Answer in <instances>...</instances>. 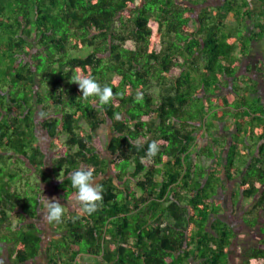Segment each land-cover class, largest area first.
<instances>
[{"label":"trees","instance_id":"obj_1","mask_svg":"<svg viewBox=\"0 0 264 264\" xmlns=\"http://www.w3.org/2000/svg\"><path fill=\"white\" fill-rule=\"evenodd\" d=\"M206 2L0 0V255L11 264L41 251L45 264H264V110L235 100L236 132L214 169L197 156L218 157L216 138L191 154L208 117L226 113L216 110L217 93L220 77L234 74V50L264 37V20L250 36L236 33L225 17L239 5ZM76 77L111 87L109 102L83 97ZM107 122L103 148L94 132ZM152 141L155 156L146 154ZM238 154L249 158L241 194L255 197L245 223L259 237L235 245L231 261L236 235L213 197L221 174L231 179L240 168ZM77 167L102 176L103 200L91 214L64 209L43 240L31 220L40 186L55 177L60 199H75L67 176ZM109 171L128 187H115Z\"/></svg>","mask_w":264,"mask_h":264},{"label":"crops","instance_id":"obj_2","mask_svg":"<svg viewBox=\"0 0 264 264\" xmlns=\"http://www.w3.org/2000/svg\"><path fill=\"white\" fill-rule=\"evenodd\" d=\"M225 3V0H207L205 5L210 7L215 6H222ZM235 5H239L238 14H233L232 12H228L225 17V26L228 27L230 30H234L236 33L240 31L246 36H250L251 33L254 31V25L256 22H262L264 20V0H234ZM247 12V14L245 13ZM195 24V19L191 20ZM189 25H191L189 23ZM234 57H236L237 61L234 67V74L232 76L223 75L220 77V86L217 93L219 106L216 107V110L220 114L223 109L226 110L223 118L220 121H215L213 119L209 121L211 124L209 125L208 129H204L203 131L200 130L199 144L198 146L191 148V154L195 155V152L198 151L199 147L202 145H206L210 135L213 138H216V142L213 146L214 151L219 150V156L207 158L206 156H197V161L206 169H214L219 161L224 162L229 144L236 132L235 126L230 121L231 111H236L234 102L235 100L238 101L237 107H243L246 103H250L254 110H264V37L258 40H251L247 45V51L243 54L240 52V46L238 45L237 48L234 50ZM236 82V86L235 83ZM225 100V101H224ZM226 102V104H224ZM216 105V103H215ZM228 112H230L228 114ZM251 118V115L248 116V119ZM107 124V131L108 136L107 140L110 136L109 124ZM213 124V125H212ZM94 135L96 133L94 132ZM98 141L101 147L105 148V145H102L99 137L97 136ZM249 141V140H248ZM252 140L247 142V145H250ZM257 155V152L254 153ZM52 156H50L51 158ZM206 160H210V165H206ZM249 158L243 154H238L235 156L234 164L239 165V169L235 172L234 176L231 179L225 178L224 172L220 176V183L215 187V194L213 200L218 203L220 206L218 210V215L220 218L233 229L235 232V239L233 241V245L231 247L232 254L230 255V260L234 261L235 258L237 259L234 246L237 245H244L250 243H239V238H242V232L245 230L244 227L248 229V232L251 233L254 231L255 236L258 235L257 226L250 228L246 225L245 219L252 216V213H248L251 209L252 204L255 201L254 196H245L241 194V187H240V172L239 170L244 166V163L248 162ZM207 171V170H206ZM105 176H113V172L109 171ZM102 176H97L96 182H99ZM142 178L139 175L138 179ZM58 182V179L55 177H51V179L43 183L40 188L43 190L42 199L39 202L37 207V213L34 219H31L32 222L35 223L42 231L41 236L43 240H46L44 235L43 227L41 226L42 223L44 228L47 225L48 220L43 215L44 213V199L43 197H47L48 199H53L56 194V200L61 202H66L67 200L61 198L60 199V190H56L55 186ZM113 184L119 190L125 189L128 187L127 177H124L121 182L115 179L113 176ZM135 195L138 197L142 190L135 186L132 188ZM49 192L54 193V196H51ZM124 194V191L122 192ZM75 201L69 200L67 201V206H64V209H69L71 211H76L78 214H82V210L76 202V207L72 209L69 208L70 204ZM69 205V206H68ZM74 206V205H73ZM76 208V209H75ZM259 216L258 219L261 220L264 217V210L258 211ZM145 217V216H144ZM42 220V221H41ZM242 225V227H240ZM47 227V226H46ZM242 240V239H241ZM256 243V242H255ZM4 253V262H2V256ZM0 255V264H11L9 260L5 257V252ZM45 254L42 251L34 260H29L25 262V264H45Z\"/></svg>","mask_w":264,"mask_h":264},{"label":"clouds","instance_id":"obj_3","mask_svg":"<svg viewBox=\"0 0 264 264\" xmlns=\"http://www.w3.org/2000/svg\"><path fill=\"white\" fill-rule=\"evenodd\" d=\"M72 82L78 84L83 97L98 98L101 105L107 104L113 95L111 87L106 85L101 86L95 78L92 77H76ZM117 118H119V116H117ZM157 152L158 145L155 141H152L148 144L146 154L149 156H155ZM67 179L70 182L71 187L75 189V202L79 204L82 212L85 214H91L94 212L97 209L99 202L103 200V188L102 185L96 182L93 171L91 169L77 167L68 174ZM43 199V215L48 222L59 223L64 214V206L67 201L62 204L54 198L50 200L47 197H43Z\"/></svg>","mask_w":264,"mask_h":264},{"label":"rangeland","instance_id":"obj_4","mask_svg":"<svg viewBox=\"0 0 264 264\" xmlns=\"http://www.w3.org/2000/svg\"><path fill=\"white\" fill-rule=\"evenodd\" d=\"M190 24H191V26H194V23H193V22H190ZM86 50H87V48H86L85 50L81 51V52L84 53V52H86ZM74 53L77 54V52H74ZM234 83H235V86H236V82H235V81H234ZM52 110H53V109H51V108H48V109H47V112L49 113V115H52V114H53ZM229 113H230V112H228V114H229ZM212 125H213V124H212ZM95 133H96V135L99 137V140H100L101 144H102V145H105L106 140H107V136H108L107 124H106V123L101 124V125L95 130ZM39 135H40V142H39V143H41V145H43V146H47V142L44 140V137L42 136V134L39 133ZM206 165H210V160H209V161L206 160ZM22 186H23V185L17 184V187H18V188H22ZM49 194H50L51 196H54V193L49 192ZM54 198H56V194H55ZM62 202L65 203L64 201H62ZM66 204H68V202H67ZM73 205H74V206H73ZM65 206H67V205H65ZM68 206H69V205H68ZM73 207H76V208H77L75 201H73V202L70 204V206H69L70 209H72ZM76 208H75V209H76ZM263 214H264V213H262V215H263ZM41 221H42V220H41ZM43 224H45V222L41 224V226L43 227V230H44V235L47 236V237L49 238V237L51 236V233H50V231H49L50 229H49V227H46V226H45V228H44ZM240 227H242V225H241ZM242 228H243V227H242ZM243 229H245V230L242 232V235H243L242 238H239V243H240V242H244V243H253V242H256V240H257V238H258L259 236H258V235L255 236L254 231H252L251 233H249V232H248V229L245 228V227H244ZM241 239H242V240H241ZM2 262H4V253H3V256H2ZM5 264H8V263L5 262Z\"/></svg>","mask_w":264,"mask_h":264}]
</instances>
